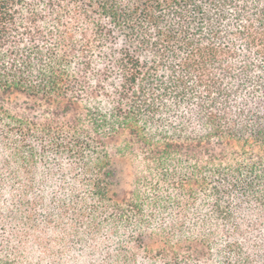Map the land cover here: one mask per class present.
Segmentation results:
<instances>
[{"label": "trees", "instance_id": "obj_1", "mask_svg": "<svg viewBox=\"0 0 264 264\" xmlns=\"http://www.w3.org/2000/svg\"><path fill=\"white\" fill-rule=\"evenodd\" d=\"M0 264H264V0H0Z\"/></svg>", "mask_w": 264, "mask_h": 264}]
</instances>
